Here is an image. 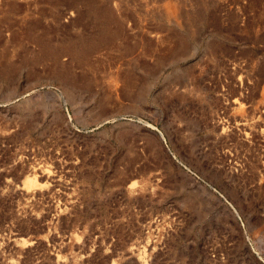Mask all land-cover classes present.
I'll return each mask as SVG.
<instances>
[{"label":"rangeland","instance_id":"obj_1","mask_svg":"<svg viewBox=\"0 0 264 264\" xmlns=\"http://www.w3.org/2000/svg\"><path fill=\"white\" fill-rule=\"evenodd\" d=\"M0 264H264V0H0Z\"/></svg>","mask_w":264,"mask_h":264}]
</instances>
